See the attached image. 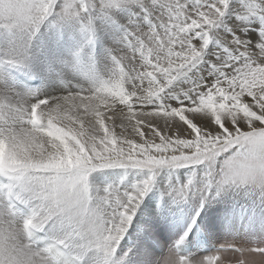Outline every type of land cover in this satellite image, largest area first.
Masks as SVG:
<instances>
[{
    "label": "snow or ice",
    "instance_id": "obj_1",
    "mask_svg": "<svg viewBox=\"0 0 264 264\" xmlns=\"http://www.w3.org/2000/svg\"><path fill=\"white\" fill-rule=\"evenodd\" d=\"M0 264H264V0H0Z\"/></svg>",
    "mask_w": 264,
    "mask_h": 264
}]
</instances>
